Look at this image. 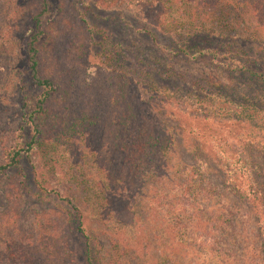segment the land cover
<instances>
[{"label": "trees", "instance_id": "obj_1", "mask_svg": "<svg viewBox=\"0 0 264 264\" xmlns=\"http://www.w3.org/2000/svg\"><path fill=\"white\" fill-rule=\"evenodd\" d=\"M55 1L53 19L48 0L30 14L19 119L5 124L0 102V264H264V184L247 154L264 149V0H88L174 42L133 59L93 40L78 0ZM205 58L250 85L205 96L192 74ZM22 164L28 176L12 175Z\"/></svg>", "mask_w": 264, "mask_h": 264}, {"label": "rangeland", "instance_id": "obj_2", "mask_svg": "<svg viewBox=\"0 0 264 264\" xmlns=\"http://www.w3.org/2000/svg\"><path fill=\"white\" fill-rule=\"evenodd\" d=\"M48 2V15L46 18L50 20L56 15V1L48 0ZM78 2L81 3V8L86 12L87 22L93 26V40L95 42L103 41L112 44L114 41L115 43H118L124 51L129 50L132 59L140 53L141 49L151 53V57H159V49L156 47L157 45L165 46L168 49H171V47L174 45L173 40L169 38V36L162 35L156 31L151 24L146 22L141 17H138V15H136L133 11L124 10L121 8L93 9L88 0H78ZM37 7L38 4L36 0H0V102L4 104V110L7 111L6 114L8 118L6 117L5 124H9L19 119L21 113L19 108V99L21 96L20 90L23 85L28 84V78L26 75L25 41L27 40V37L31 33L32 29L30 24V14L33 11L36 12ZM22 18L26 20V25H24V27L19 30L18 33L16 32L12 43L9 44V37L7 39H3V37L7 36L8 34L12 35L15 31V26H19L20 23L23 22L24 19ZM243 18L247 25L251 24L248 13H245ZM177 44L179 46H186L184 41L181 39H177ZM187 47L195 48L194 43L192 42L188 43ZM163 59H165V69L166 66H168V69H166L168 72H171L172 66L175 70L181 73L185 72L187 61L184 60V58H171L170 54L166 53L164 54ZM152 60L157 62L154 58ZM166 60L168 61L166 62ZM257 60L260 62V59ZM155 64L157 65V63ZM150 66L153 65H151L149 62L146 63V70H152V67ZM189 66L192 67L191 64H189ZM88 73L89 75L91 74L90 72ZM192 74L196 77L198 75H203L199 78L206 79V88L203 92L205 96L212 94L219 95V93H221L219 88L214 89L213 87H210L212 82H218L220 86H225L231 81L232 84L238 88L241 86L248 87L250 85L246 81L242 80L238 74L229 73L224 68H217L207 58L204 59L202 66L193 68ZM152 76L156 77V74L154 73ZM252 87L254 86L252 85ZM256 90L259 95L263 96L262 101L264 102V88H262L260 85V90L258 88ZM216 101L217 100L215 99H205V103L203 104L210 105V108L209 106L207 107V109L210 110L214 105H216ZM161 110L162 109H160V111ZM171 110L176 112L177 105L171 106ZM177 115L180 114L177 112L175 117ZM188 122H191V125L197 126L196 129H198L199 132H203L205 126L202 125L201 122L193 120ZM209 123L210 122L207 121V124ZM191 125L189 123L188 128L192 127ZM165 127L173 128L175 126L173 122L167 120ZM254 150L255 153L247 152V154H249L248 157H250L248 166L252 168L253 177L256 180L258 179L260 183L264 184V149ZM189 156L190 154L184 157V163H192L193 159H191ZM18 171L23 172L26 177L28 176L25 164H22L20 170L15 169V171H11V174L13 175ZM211 171L212 172L210 174L217 175V173L212 169ZM213 180L215 182L218 181L215 179ZM28 204L32 205L29 202ZM6 205L5 197L0 190V213L3 212V210L6 208ZM32 208L38 209L39 206L33 204ZM29 223L30 221H28L27 224ZM104 238L110 243L107 236L104 235Z\"/></svg>", "mask_w": 264, "mask_h": 264}]
</instances>
